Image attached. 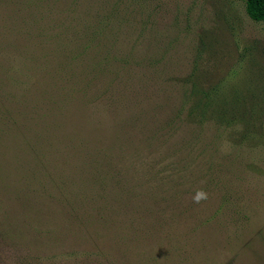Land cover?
I'll list each match as a JSON object with an SVG mask.
<instances>
[{"label":"rangeland","instance_id":"rangeland-1","mask_svg":"<svg viewBox=\"0 0 264 264\" xmlns=\"http://www.w3.org/2000/svg\"><path fill=\"white\" fill-rule=\"evenodd\" d=\"M194 67L264 103L245 0H0V264H264V142L184 120Z\"/></svg>","mask_w":264,"mask_h":264},{"label":"trees","instance_id":"trees-1","mask_svg":"<svg viewBox=\"0 0 264 264\" xmlns=\"http://www.w3.org/2000/svg\"><path fill=\"white\" fill-rule=\"evenodd\" d=\"M245 10L252 20L257 22L264 21V0H245ZM84 64L87 67L89 66L90 73L93 65H87L86 61ZM198 71V68L194 67L192 73L183 80L187 88H185L187 96L181 108L182 111H185L184 120L199 125L213 122L218 127L229 129V138L237 145L246 144L251 147H257V143L260 140L264 142V133L260 136L257 134V124L259 123L260 128L264 127V103L257 101V97L253 94L254 92L252 90H244V92H236L228 96L227 88L229 89V86L226 82L221 80L215 84H209L201 79ZM82 73L84 78L89 80L93 78L86 77L89 74L86 68ZM257 112L261 113V117L257 116ZM50 131H47L46 128L40 131L46 133L45 135H43L44 133L39 134L44 143L48 141ZM32 144L30 150L33 156L39 155L40 162L45 168V173L51 180L58 181L60 178H57V172L49 166V163L56 152H60L63 155L61 150L54 147L50 148L47 145L42 147L38 140ZM73 144L74 141L71 144H66L65 151H68L69 147L73 148L75 146ZM32 174V172L28 174V180ZM1 182L3 183V181ZM45 182H47L46 179L41 184L43 185ZM28 189L33 191L30 186Z\"/></svg>","mask_w":264,"mask_h":264},{"label":"clouds","instance_id":"clouds-1","mask_svg":"<svg viewBox=\"0 0 264 264\" xmlns=\"http://www.w3.org/2000/svg\"><path fill=\"white\" fill-rule=\"evenodd\" d=\"M201 195H202V193H201Z\"/></svg>","mask_w":264,"mask_h":264}]
</instances>
